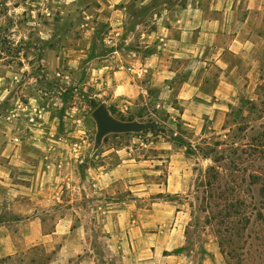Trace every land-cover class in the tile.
<instances>
[{"label":"rangeland","instance_id":"rangeland-1","mask_svg":"<svg viewBox=\"0 0 264 264\" xmlns=\"http://www.w3.org/2000/svg\"><path fill=\"white\" fill-rule=\"evenodd\" d=\"M175 1L0 0V264H264V39L230 100L195 121L114 75ZM99 106L155 127L96 144ZM226 201L251 220L230 258L207 219Z\"/></svg>","mask_w":264,"mask_h":264},{"label":"crops","instance_id":"crops-1","mask_svg":"<svg viewBox=\"0 0 264 264\" xmlns=\"http://www.w3.org/2000/svg\"><path fill=\"white\" fill-rule=\"evenodd\" d=\"M126 1L110 0V5L122 8ZM239 4L237 0H180L168 4L154 15L150 31L142 33L146 46L133 54L128 65L121 64L114 75H124L127 83L123 87L129 86L124 90L131 95L154 90L158 105L175 101L181 107V121L214 114L234 95L240 66L249 65L247 60L253 59L258 42L264 39V0H246L242 7ZM213 67L218 73L216 81L209 77L208 70ZM139 70L143 75L136 77L134 73ZM7 172L0 164V179ZM183 186L172 173L164 190L177 193ZM4 243L2 250H8L7 238Z\"/></svg>","mask_w":264,"mask_h":264},{"label":"trees","instance_id":"trees-1","mask_svg":"<svg viewBox=\"0 0 264 264\" xmlns=\"http://www.w3.org/2000/svg\"><path fill=\"white\" fill-rule=\"evenodd\" d=\"M153 129H151L152 131ZM215 169L213 167L209 168L208 173H215ZM252 181L261 182L259 176L251 177ZM206 187L212 188V184L208 182ZM260 205L262 206L259 213L260 219L262 220V216L264 215V190L262 191V197L260 199ZM246 202L244 201H226L223 207L218 211V213L208 215V221L210 222H218V226L222 228H217L215 230V235L218 238V246L220 252L226 258L233 257L236 255L238 251L235 248L234 242L239 237V234L242 230H246L251 223L250 217L248 216L246 208ZM244 210H243V209ZM210 214V212H208ZM259 218V217H258ZM264 232H262V241L264 242ZM226 248H231L230 252L226 251Z\"/></svg>","mask_w":264,"mask_h":264},{"label":"water","instance_id":"water-1","mask_svg":"<svg viewBox=\"0 0 264 264\" xmlns=\"http://www.w3.org/2000/svg\"><path fill=\"white\" fill-rule=\"evenodd\" d=\"M97 124L96 144H100L107 134L139 133L155 127V123L119 122L113 119L104 106H99L92 113Z\"/></svg>","mask_w":264,"mask_h":264},{"label":"built area","instance_id":"built-area-1","mask_svg":"<svg viewBox=\"0 0 264 264\" xmlns=\"http://www.w3.org/2000/svg\"><path fill=\"white\" fill-rule=\"evenodd\" d=\"M137 75H138V76H142V75H143V71H142V70H139V71L137 72Z\"/></svg>","mask_w":264,"mask_h":264}]
</instances>
